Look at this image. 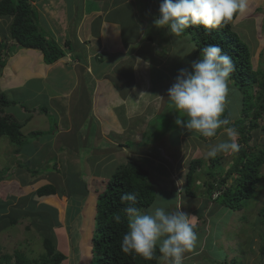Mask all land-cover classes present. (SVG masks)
<instances>
[{
	"label": "rangeland",
	"instance_id": "374dc122",
	"mask_svg": "<svg viewBox=\"0 0 264 264\" xmlns=\"http://www.w3.org/2000/svg\"><path fill=\"white\" fill-rule=\"evenodd\" d=\"M153 1L151 0L149 3L150 6H154ZM72 4L75 7L76 0H72ZM144 9L146 10V8L142 10ZM79 15L80 9L75 13V19ZM231 27L251 49L253 70H264V0H249L247 12L242 16H237L231 22ZM147 30L151 33L150 37L155 40H149L148 35L145 36V42H142L138 47L139 50L132 54L135 57L134 76L131 81L135 86L134 91L130 94L125 91L121 92L125 95V99L116 103L115 108L109 104L107 120L111 126H107L104 132L102 131V121L90 110L91 97H83L77 106H72L69 109V112L64 110L63 116L56 113L60 111H55L48 99L50 89L56 90V86L52 83V77L47 81L49 90L46 87V91L41 95L29 92L27 87L23 89L24 91L16 93V89L21 90V88L14 87L16 78H11L15 76L12 74L16 64L13 59L22 50L19 48L12 51L9 49L0 50V61H5L4 65H0V95L4 94L13 102L10 108L5 109L6 114L12 115L18 121L28 120L22 129L24 135L34 131L43 133V137L38 139L41 145L39 158L35 156L28 164L25 162L27 157L24 155L14 156L12 154L14 148L10 147L7 140L0 142V153L8 151L7 154L0 157V172L2 171L0 175L8 177L6 180L0 181V231L2 233L0 235V256L6 254L14 258V253L17 252L23 254L30 261L37 260L46 255L45 243L49 241L52 249L66 256V260L60 264H90L95 215L93 208L96 197L102 192L103 186L100 184L102 179L99 178L101 172H98L97 169L100 163L98 157L101 156L110 157L112 160L110 162L113 163V165L111 164L112 171L113 166L116 167L121 161L134 160L149 172L157 188L171 192L179 190L182 194L185 191L184 174L189 162L201 159L204 165L200 170H196L195 184L192 187L196 197L192 199V197L186 196L187 198L183 202L187 205L190 201V203L198 202L204 198L205 189L202 184L208 178L209 169L206 163L210 159L207 156V151L212 145L223 141L226 138L225 135L220 132L216 138L211 140H205L198 135H181L171 142L173 140H171L172 132H161L163 127L160 125L157 127L148 125L150 120L159 115L162 110L165 111L160 114L158 120H164L163 113L168 118L170 114L174 118L177 117V114L173 115L171 112H175V109L168 107L170 101L167 99V90L175 82L179 70L190 67L191 62L194 61L191 56L196 47L191 38L182 40L181 36L172 37L169 35L166 29L155 28L152 20ZM1 40H6L8 46L12 44L9 26L7 31L0 34ZM102 44L101 53H106L103 50L107 44L106 42H102ZM112 49L110 48L109 51ZM126 56L128 55L126 54ZM145 61L148 62L147 66L143 63ZM30 64L31 61H28L27 65L30 66ZM142 64L145 65V68L142 67ZM124 70L127 72L126 68ZM57 71V68L54 69L50 75L55 76ZM63 73H65L64 70L58 73V77L61 76L57 78L58 88H62L64 85ZM70 76L71 72L67 74V77ZM18 79L19 81L23 80L21 77ZM124 83L125 87L128 80ZM232 89L230 84V91ZM230 91L229 96L232 93ZM104 101L106 107V100ZM28 111L29 113H27ZM118 112L122 113L118 114ZM70 124L71 126L67 128L66 132L61 131ZM257 124L258 128L251 130L249 134L252 137L248 143L250 146L264 145V120H258ZM73 125L76 126L73 127ZM147 129L149 132L151 131L149 133L151 143L148 142L149 139L147 141L145 139L146 143L144 141L142 143L144 146L136 148L135 145L142 141V135ZM31 140L35 139L30 138L28 141L31 142ZM57 140H61V143H55ZM85 144L97 145L94 147L99 151L84 149L82 150L84 155H79L85 174L87 196L79 207L81 210L78 217L81 224L77 228H73L71 225L73 223H69L67 220L68 207L72 200L69 197L67 185L74 177L68 178L66 181L64 174L69 170L77 173L72 170L74 166L69 164L74 160L73 156L69 154L71 152L78 153L77 151L81 147L89 146ZM46 145L48 148H43ZM239 145L243 146L240 143ZM59 148H66V151L63 154L56 153ZM100 150L106 151V154ZM218 156L221 157L218 168L221 172H226L232 165L235 156L234 154H218ZM58 159L60 160L58 161ZM17 162H24L22 165L26 168H15ZM63 164L65 165L63 166ZM65 166L66 170H64ZM35 170L39 171L38 174L33 173ZM261 175L264 177V166L261 168ZM172 179L174 180L172 181ZM234 179L235 177H232L227 181L225 189L234 185ZM50 183L57 186L59 192L50 197L37 198L36 191L41 186ZM99 184L102 185L101 188H99ZM79 200L80 198H74V201ZM263 205L264 180L254 196L241 210L231 208L228 214L221 215L219 221H216L219 223L220 229L206 223L204 231H209V233L204 236L201 248H197L190 254L187 253L184 264H188V259L190 264L196 261L201 264H222L232 260H236L239 264H264V255L262 257L259 251L261 243L259 235L264 233V229L259 223V211ZM73 207H77V205L73 204ZM168 210L175 212L171 205L168 206ZM200 223V220L195 222L196 225ZM70 229L73 230L71 236ZM207 239H210L211 244L207 243ZM220 248L224 251L218 250ZM214 249L217 251L213 252ZM223 252L226 254L225 261L221 257ZM47 258H50L49 255ZM13 262L12 259L11 263Z\"/></svg>",
	"mask_w": 264,
	"mask_h": 264
},
{
	"label": "trees",
	"instance_id": "16d2710c",
	"mask_svg": "<svg viewBox=\"0 0 264 264\" xmlns=\"http://www.w3.org/2000/svg\"><path fill=\"white\" fill-rule=\"evenodd\" d=\"M30 1L34 0H0V18L6 17L11 19L9 36L12 40V44L9 46L6 40H1L0 50L9 49L12 51L16 48L40 50L43 54L44 63L46 65L53 64L57 60L63 58L66 51L62 49L53 38L45 34L44 30L40 29L38 23L39 14ZM85 1L86 4L88 3L85 10L87 12L86 14L97 12V10L103 11V9L99 7L98 1ZM148 3H151V0H148ZM160 3L161 0L153 1L155 18L159 15ZM77 7H81V5H77ZM235 18L236 17H234L233 20ZM107 19H111V17ZM232 21L220 29L213 30L211 34H207L203 28L193 27L187 29L186 33L181 36L182 40L191 38L193 41L196 49L191 58L194 60L199 58L202 49L206 45L218 44L234 61L235 71L231 75V87L233 89L230 91L232 92L231 95L228 96L226 115L230 116L232 121L231 126H234L239 131L240 141L238 143L243 144V146H240L239 151L234 153L235 158L232 165L226 172H221L218 168L221 157L216 156L215 158H210L209 162L206 163L209 169L208 178L202 184L205 189L203 192L204 198L199 200L201 201H198L199 203L196 201L190 203V201L186 205V203L183 202L184 199L187 198L186 196L192 197V199L196 197V193L192 190V187L193 184H195L194 174L196 170H200L204 165L201 159L191 160L189 162L185 174V191L183 194H178L176 190L171 192L162 191L161 188H157L149 172L134 160L127 159L125 162L121 161L116 167L113 166L114 169L112 171L111 164L113 165V163L110 162L112 161L110 157H98L100 163L97 169L98 172H101L99 178L102 179L100 184L103 186L100 184L98 185L99 188L102 186V192L97 195L93 208L95 215L93 219V237L91 240L92 257L90 264H160L158 252L156 258L151 261H146L134 254H125L121 251L120 244L122 235L127 228V217L122 211L125 205L121 203L120 196L125 192H135L137 194V207L141 209H147L151 207L153 203H158L160 206L165 207L166 210L168 206L171 205L174 211L181 208L184 212L193 215L194 230L198 235V242L193 249L194 251L197 250V248H201L204 236L209 233V231H204L206 223L212 224L211 227L216 226V228L220 229L221 227L216 221H219L218 219H220L221 215L228 214L231 208L241 210L247 205L248 201L254 196L256 190L263 182L264 177L261 175V168L264 166V145L261 146L258 144L250 146L248 143L252 139L249 135L250 131L258 128V120H264V70H253L251 64V49L248 44L233 31L231 27ZM147 37L149 40H152L150 35ZM162 49L164 50L163 47ZM4 62L5 61H0V65H4ZM235 100L238 101L236 102ZM12 105L13 102L10 99L4 94L0 95V142L7 140L10 147L14 148L12 154H14V156H18L19 154L24 155L27 157L25 162L28 164L32 158L39 155L41 145L38 139L43 137V133L42 131H34L24 135L22 129L25 127L26 121L20 123L12 115L6 114L5 109L10 108ZM168 107L174 109L171 102H169ZM164 111L165 110H162L161 113ZM171 112H173V115L176 114L174 111ZM160 114L153 117L148 125L151 127L160 125L163 127V131L161 132H172L171 140H173L171 142H174V140L181 137V135L191 136V134L183 130H178L179 128L175 125L176 117L174 118L170 114L171 118H168V116L163 113L164 120H158L161 116ZM148 129L143 133L142 141L137 147H143L144 145L142 146V143L145 139L146 141L149 139L148 142L151 143V136L149 135L151 131L149 132ZM30 138L35 140L29 142L28 140ZM146 141L144 142L146 143ZM85 145L89 146L81 147V149H78V153L71 152L69 154L74 158L69 164L74 166L72 170L77 171V173L69 170L64 174L66 181L68 178L74 177V179L69 182V185H67L69 197L72 198L68 207L67 220H69V223H73L71 224L73 228H77L79 224H81V220L78 217L81 210L79 207L83 204L82 201L85 200L87 196L86 183L84 182L85 174L83 173L84 169L82 163H80L81 157L79 155H84L82 152L84 149H89L90 151H95L97 149V145ZM126 146L130 148L128 144H126ZM46 147L48 148L47 145L43 148ZM65 151L66 148H59L57 153L61 152V154H63ZM69 151L72 150L69 149ZM101 152L106 154V151ZM7 153L8 151L0 153V157ZM59 160L60 159H58V161ZM22 164H24V162H17L15 168H26V166ZM64 165L65 164H63V166ZM64 170H66V166ZM38 172V170H35L33 173L38 174ZM1 173L2 171L0 174ZM217 174L219 175L217 176ZM232 177H235L233 182L234 185L225 189L227 181L232 179ZM7 178L0 175V181L6 180ZM58 192L57 186L50 183L41 186L36 191V195L37 198H45L56 195ZM74 198H80V200L74 201ZM73 204H76L77 207H73ZM117 214L121 216L120 222H117L114 218ZM199 220L201 223L196 225L195 222ZM259 223L264 229V205L259 211ZM69 231L71 236L73 230L70 229ZM1 234L0 231V235ZM259 238L261 240L259 251L260 255L263 257L264 233H261ZM207 243L211 244L210 239H207ZM50 245L49 241H46L45 246L47 248V253L37 260L30 261L23 254L16 252L14 253V258L6 254L1 255L0 264H60L65 261L66 256L52 249ZM218 250L224 251L222 248ZM216 251L215 249L213 250V252ZM48 255L50 257L49 259L47 258ZM191 256L194 255L191 254ZM221 257H223L224 261L226 260V254L224 252L221 254ZM12 259L14 260L13 263H11ZM188 264H190L189 259ZM193 264L201 263L196 261ZM222 264L239 263H237L236 260H232L231 262L225 261Z\"/></svg>",
	"mask_w": 264,
	"mask_h": 264
},
{
	"label": "clouds",
	"instance_id": "9594fccd",
	"mask_svg": "<svg viewBox=\"0 0 264 264\" xmlns=\"http://www.w3.org/2000/svg\"><path fill=\"white\" fill-rule=\"evenodd\" d=\"M248 2L161 0L159 15L153 24L157 29H166L172 37H180L193 27L203 28L207 34H211L213 30L226 26L234 17L244 15ZM144 63L147 66L148 62ZM234 71L232 57L218 44H208L189 68L179 70L175 82L167 90V99L177 114L175 125L178 128L205 140L216 138L220 132L225 135L223 141L209 148V158H215L218 154H234L240 149L239 131L231 126L230 116L226 115ZM102 120L107 122L105 118ZM137 145L136 148H142ZM176 192L180 193L179 190ZM120 200L125 205L122 211L127 217L121 251L146 261L156 258L158 252L160 264H184L186 254L192 252L198 242L193 215L181 211V208L169 212L158 203L141 209L137 207L135 192L123 193ZM114 218L117 222L121 220L119 214Z\"/></svg>",
	"mask_w": 264,
	"mask_h": 264
},
{
	"label": "crops",
	"instance_id": "0c3cea01",
	"mask_svg": "<svg viewBox=\"0 0 264 264\" xmlns=\"http://www.w3.org/2000/svg\"><path fill=\"white\" fill-rule=\"evenodd\" d=\"M96 1L99 2V7L103 11L97 10L90 14H86L85 0H76L75 7L72 0L31 2L39 14L40 29L46 31L48 36L53 38L66 52L63 58L51 65H45L43 54L39 50L21 49L17 57L14 55L13 61L15 60L16 64L12 74L15 76L11 78H16L14 87L21 88V90L16 89V93L24 91L23 89L27 87L29 92L41 95L46 91V87L48 89L47 81L52 77L56 90L50 89L48 99L54 110L60 111L56 113L61 116L64 110L69 112L72 106H77L83 97H91L90 110L102 121L104 132L105 126L110 125L107 120L109 104L115 108L116 103L125 99V95L121 92L125 91L130 94L134 91L135 86L131 81L134 76L135 57L132 54L139 50L138 47L142 42H145V36L151 34L147 27L149 28L151 20L154 21L155 12L151 11L152 6L149 5L148 0ZM143 8L146 10H142ZM79 9L80 15L75 19V13ZM114 12L117 13L113 14ZM108 17L111 19H107ZM10 21L11 19L6 17L0 18V34L7 31ZM102 42L107 44L103 50L106 53H101ZM109 47L113 49L109 51ZM28 61H31L30 66L27 65ZM142 67L145 68V65L142 64ZM56 68L58 69L56 75L51 76V72ZM61 70L65 71L63 73L64 85L58 88L57 78L61 77H58ZM69 72L71 76L67 77ZM17 76L23 80L19 81ZM31 80H35L36 85L35 81ZM126 80L128 84L124 87ZM104 100H106V107ZM103 118H106L109 124L103 121ZM25 121L19 122L24 123ZM70 126L71 124L67 125L61 131L66 132ZM58 142L61 143V140L55 143Z\"/></svg>",
	"mask_w": 264,
	"mask_h": 264
},
{
	"label": "bare ground",
	"instance_id": "6f19581e",
	"mask_svg": "<svg viewBox=\"0 0 264 264\" xmlns=\"http://www.w3.org/2000/svg\"><path fill=\"white\" fill-rule=\"evenodd\" d=\"M152 6H153V5H152ZM151 11H152V12L154 11L153 7H152ZM154 17H155V14H154Z\"/></svg>",
	"mask_w": 264,
	"mask_h": 264
}]
</instances>
